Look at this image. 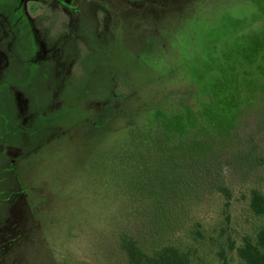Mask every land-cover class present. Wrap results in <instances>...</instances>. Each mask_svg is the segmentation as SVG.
Returning <instances> with one entry per match:
<instances>
[{
    "label": "rangeland",
    "instance_id": "rangeland-1",
    "mask_svg": "<svg viewBox=\"0 0 264 264\" xmlns=\"http://www.w3.org/2000/svg\"><path fill=\"white\" fill-rule=\"evenodd\" d=\"M194 153L193 169L222 164L228 220L222 195L191 194L187 171L159 159L187 166ZM146 169L173 191L165 215L142 193ZM254 188L264 0H0V264H130L126 238L241 264L261 226Z\"/></svg>",
    "mask_w": 264,
    "mask_h": 264
},
{
    "label": "trees",
    "instance_id": "trees-1",
    "mask_svg": "<svg viewBox=\"0 0 264 264\" xmlns=\"http://www.w3.org/2000/svg\"><path fill=\"white\" fill-rule=\"evenodd\" d=\"M192 156V161L187 163V166L181 165L184 164L178 162V159L174 156L170 161L168 159L164 161L163 154H159V159H161L162 166L165 164L170 170H175L180 168V178L184 180V176L181 177L183 172L186 170L187 174L190 175V180H187L188 183L186 188L187 190L195 193V196H199L201 199H205L206 197H211L214 194L222 195L224 199V208L226 220L229 219L230 215L227 212L231 209V201L234 199L233 187L230 184H227L225 181V175L223 173V167L221 163H217V160H210V157L207 155L205 158V164L203 166H199L196 169H193L196 159L194 155ZM157 156V154H155ZM190 161V159L188 160ZM153 162V161H152ZM157 165V162H153ZM165 163V164H163ZM145 167V166H144ZM191 168V169H189ZM164 169L162 172H164ZM148 169H146L145 178H150L149 174L147 175ZM170 172V171H168ZM163 175V174H162ZM179 179V178H178ZM180 180V179H179ZM180 180V182H181ZM179 182V183H180ZM145 184V183H144ZM142 193L148 192L150 194L156 193V201L161 203V210L163 209V214H166V209L168 210L167 205L170 204L171 193H173L172 189H170L169 185H161L157 186L153 184L151 178L148 180V184L141 187ZM177 193L180 196L177 198L182 201L187 199H183L186 197H190L188 195H184L182 197V189L178 187ZM234 191V192H233ZM185 194V193H184ZM249 200L247 201V210L250 212L253 220L261 222V226L257 231L246 234L242 239V244L237 247V253L241 264H264V192L259 188H254L249 193ZM168 196V197H167ZM161 197V198H160ZM182 197V198H180ZM160 198V200H159ZM169 198V199H167ZM159 200V201H158ZM169 200L168 202H165ZM188 201V200H187ZM174 204V203H173ZM172 206L170 207V209ZM171 213L176 211L175 209L169 210ZM168 212V211H167ZM196 231V243L202 244L204 242L205 237L203 236L202 231ZM194 230L192 231V234ZM123 247L126 250L130 264H191L192 253L194 250H187L186 248H182L180 244L176 245L174 243H169L162 247H159L154 252H149L148 250H143L132 238H126L123 241Z\"/></svg>",
    "mask_w": 264,
    "mask_h": 264
}]
</instances>
